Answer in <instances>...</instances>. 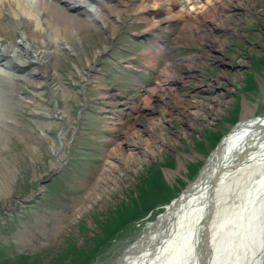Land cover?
I'll use <instances>...</instances> for the list:
<instances>
[{
	"label": "rangeland",
	"instance_id": "obj_1",
	"mask_svg": "<svg viewBox=\"0 0 264 264\" xmlns=\"http://www.w3.org/2000/svg\"><path fill=\"white\" fill-rule=\"evenodd\" d=\"M48 1L43 19L75 29L71 42L26 18L13 31L1 8L6 42L24 31L39 58L0 84V264H117L145 233L161 239L220 138L264 120V0H104L96 21ZM224 178L198 236L239 201Z\"/></svg>",
	"mask_w": 264,
	"mask_h": 264
},
{
	"label": "bare ground",
	"instance_id": "obj_2",
	"mask_svg": "<svg viewBox=\"0 0 264 264\" xmlns=\"http://www.w3.org/2000/svg\"><path fill=\"white\" fill-rule=\"evenodd\" d=\"M103 1L71 0L84 8L83 14L92 21L98 20L102 13V8L105 7ZM204 1L207 3L211 0ZM2 7L8 9L13 20L17 22V25L11 29L13 31L20 30L23 26L20 20L26 18L28 22L34 24L36 31L45 30L42 29L43 25L48 23L50 28L48 31L52 32L51 40L56 43L61 40L69 43L75 36V29L69 30L65 26H60L58 21L43 19L42 15L47 14L48 9H52L48 0H0V19L4 17ZM62 11L58 16L65 14V10L62 9ZM7 32H0L2 34L0 35V84L3 80H12L8 71L12 63L28 65L29 60L26 58L30 57L32 51L29 49L31 46L27 45L29 43L27 35L22 33L24 31L19 32L21 41L17 43L6 42L4 34ZM32 52L34 53L32 57H38V48ZM30 73L34 72L30 71ZM2 103H0V119L3 117L8 119L4 113H9L11 109L8 106V109L4 110L7 105L2 108ZM258 118L264 119V116H258ZM239 122L220 139L219 146L212 151L204 173L197 177V182L182 194L180 201L172 202L167 207L164 221L162 219L156 225L161 230L159 231L161 239L157 240L156 235L155 237L152 234L148 235L150 232L145 233V238L138 239L132 245L131 251L121 256L117 264H190L189 260L192 257V264H262L264 260L263 255L261 261L263 252L261 249L264 247L262 225L264 219V120L247 122L237 127ZM4 123L0 121V126L3 128L9 126ZM1 135L4 137L3 134ZM255 174H258V177ZM228 176H231L234 184L239 186L237 189L239 201L229 210L227 209L228 211L224 208L223 212L217 215V220L213 223L218 224L215 228H209L204 237L200 234L198 236L199 224L205 221L204 214L208 208L209 199L216 195L219 197V194L224 192L222 189L226 185L222 184V180ZM215 181L217 186L214 191H207V188ZM206 191L209 195L211 194L210 197L204 195ZM202 207L205 209L203 210ZM200 216L201 219L198 220ZM259 224L260 227L257 228ZM172 230H176L174 236H170L169 232ZM181 234L183 236L180 237ZM160 242L166 243L165 246Z\"/></svg>",
	"mask_w": 264,
	"mask_h": 264
},
{
	"label": "water",
	"instance_id": "obj_3",
	"mask_svg": "<svg viewBox=\"0 0 264 264\" xmlns=\"http://www.w3.org/2000/svg\"><path fill=\"white\" fill-rule=\"evenodd\" d=\"M221 139V138H220ZM220 139H219V141L216 143V145H215V147L212 149V151L214 150V149H216L218 146H219V143H220ZM212 151L209 153V155L207 156V158L205 159V161H204V163H203V165H205L206 164V161L208 160V158L210 157V155H211V153H212ZM203 165L201 166V167H203ZM201 169V168H200ZM199 172V171H198ZM198 172H197V174H198ZM197 178V175H196V177H195V179ZM194 179V180H195ZM189 185V184H188ZM187 185V186H188ZM185 189V188H184ZM183 189V190H184ZM182 190V191H183ZM182 191L180 192V193H178V195L174 198V199H172L168 204H170V203H172V202H174V203H176L178 200H179V198H180V195H181V193H182ZM165 207V206H164ZM163 207V208H164ZM211 208L210 207H208V209H207V211H206V213L204 214V219H205V224H206V222H209V218H211ZM262 225H263V228H264V219H263V222H262ZM204 230V229H203ZM262 230V229H261ZM261 251H263L262 252V256H261V261H262V259H263V255H264V247L261 249Z\"/></svg>",
	"mask_w": 264,
	"mask_h": 264
},
{
	"label": "flooded vegetation",
	"instance_id": "obj_4",
	"mask_svg": "<svg viewBox=\"0 0 264 264\" xmlns=\"http://www.w3.org/2000/svg\"><path fill=\"white\" fill-rule=\"evenodd\" d=\"M261 52H264V48L261 47ZM251 61V60H250ZM252 62V61H251ZM251 69V66L249 67Z\"/></svg>",
	"mask_w": 264,
	"mask_h": 264
}]
</instances>
